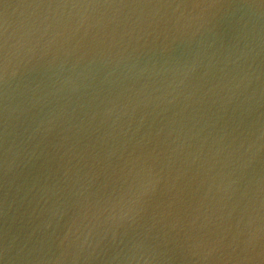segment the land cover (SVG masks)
I'll use <instances>...</instances> for the list:
<instances>
[{
  "label": "water",
  "instance_id": "1",
  "mask_svg": "<svg viewBox=\"0 0 264 264\" xmlns=\"http://www.w3.org/2000/svg\"><path fill=\"white\" fill-rule=\"evenodd\" d=\"M0 264H264V0H0Z\"/></svg>",
  "mask_w": 264,
  "mask_h": 264
}]
</instances>
